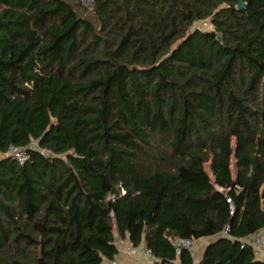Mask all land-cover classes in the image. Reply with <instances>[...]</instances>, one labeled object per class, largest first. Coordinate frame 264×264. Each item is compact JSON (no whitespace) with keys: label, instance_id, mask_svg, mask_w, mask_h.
Instances as JSON below:
<instances>
[{"label":"trees","instance_id":"obj_1","mask_svg":"<svg viewBox=\"0 0 264 264\" xmlns=\"http://www.w3.org/2000/svg\"><path fill=\"white\" fill-rule=\"evenodd\" d=\"M240 2L0 0V264H104L118 239L264 264V0Z\"/></svg>","mask_w":264,"mask_h":264},{"label":"built area","instance_id":"obj_2","mask_svg":"<svg viewBox=\"0 0 264 264\" xmlns=\"http://www.w3.org/2000/svg\"><path fill=\"white\" fill-rule=\"evenodd\" d=\"M79 1L82 3L83 6H85L90 10L93 9L95 5V0H79ZM12 154L16 156L21 162H24L26 160V154L22 149L12 147ZM227 201L230 203L231 213H234V206L232 204V200L228 198ZM248 241L252 244L256 255L264 261V232L257 233L256 235L252 236ZM184 242L187 241H177L176 244L179 243V246L180 245L186 246ZM117 243L120 245L119 253L116 254L113 259L105 260L104 264H123L121 259L122 252H125L127 255L132 257H142L154 263L158 261V259L155 257L153 252L149 248H147V246L144 243L138 247L132 245L130 241L124 239H118ZM186 247H190V246H186Z\"/></svg>","mask_w":264,"mask_h":264},{"label":"rangeland","instance_id":"obj_3","mask_svg":"<svg viewBox=\"0 0 264 264\" xmlns=\"http://www.w3.org/2000/svg\"><path fill=\"white\" fill-rule=\"evenodd\" d=\"M195 27H201V28H203V29H209V28H211V26H210L207 22H200V23H197V24L194 26V28H195ZM206 168H207V170L209 171V173L211 174L210 163H208V164L206 165ZM231 168H232L233 173L235 174L236 169H235V159H234V157H233V159H232V165H231ZM207 243H208V239L196 240V241H193V242H184V244H185L186 246H190V247H191V249L193 250V252L195 253V256H196L197 258H199V257L202 255V253H203V251H204V248L206 247V244H207ZM177 244L179 245V243H177ZM143 264H156V263L144 259Z\"/></svg>","mask_w":264,"mask_h":264},{"label":"crops","instance_id":"obj_4","mask_svg":"<svg viewBox=\"0 0 264 264\" xmlns=\"http://www.w3.org/2000/svg\"><path fill=\"white\" fill-rule=\"evenodd\" d=\"M121 259L123 264H143L144 258L132 257L127 255L125 252L121 253Z\"/></svg>","mask_w":264,"mask_h":264},{"label":"water","instance_id":"obj_5","mask_svg":"<svg viewBox=\"0 0 264 264\" xmlns=\"http://www.w3.org/2000/svg\"><path fill=\"white\" fill-rule=\"evenodd\" d=\"M245 6H246V4L243 2V0H241V2H240V4H239L238 8H239V9H243ZM220 38H221V37L219 36L218 39H220Z\"/></svg>","mask_w":264,"mask_h":264}]
</instances>
